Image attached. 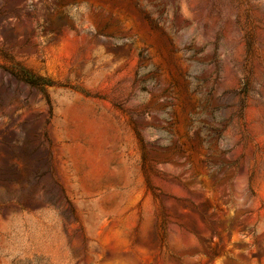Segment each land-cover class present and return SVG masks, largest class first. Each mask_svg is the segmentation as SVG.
<instances>
[{"label":"rangeland","instance_id":"1","mask_svg":"<svg viewBox=\"0 0 264 264\" xmlns=\"http://www.w3.org/2000/svg\"><path fill=\"white\" fill-rule=\"evenodd\" d=\"M0 264H264V0H0Z\"/></svg>","mask_w":264,"mask_h":264}]
</instances>
